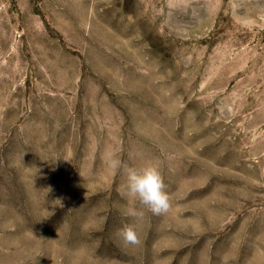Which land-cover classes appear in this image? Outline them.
Segmentation results:
<instances>
[{"label":"rangeland","instance_id":"1","mask_svg":"<svg viewBox=\"0 0 264 264\" xmlns=\"http://www.w3.org/2000/svg\"><path fill=\"white\" fill-rule=\"evenodd\" d=\"M0 264H264V0H0Z\"/></svg>","mask_w":264,"mask_h":264},{"label":"clouds","instance_id":"2","mask_svg":"<svg viewBox=\"0 0 264 264\" xmlns=\"http://www.w3.org/2000/svg\"><path fill=\"white\" fill-rule=\"evenodd\" d=\"M109 168L122 170L125 177L124 195L127 199L138 202L142 208L154 215L166 213L169 209V195L165 191L159 167L155 162H149L141 167L122 165L119 159H111ZM124 214L131 218L132 224L117 231L124 244L138 243L135 225L144 217V212L136 208H127Z\"/></svg>","mask_w":264,"mask_h":264}]
</instances>
